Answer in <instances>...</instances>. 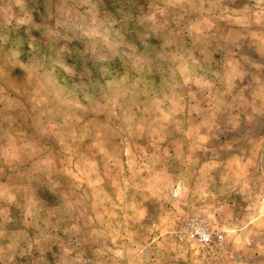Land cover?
Wrapping results in <instances>:
<instances>
[{"label":"rangeland","instance_id":"1","mask_svg":"<svg viewBox=\"0 0 264 264\" xmlns=\"http://www.w3.org/2000/svg\"><path fill=\"white\" fill-rule=\"evenodd\" d=\"M264 264V0H0V264Z\"/></svg>","mask_w":264,"mask_h":264},{"label":"built area","instance_id":"2","mask_svg":"<svg viewBox=\"0 0 264 264\" xmlns=\"http://www.w3.org/2000/svg\"><path fill=\"white\" fill-rule=\"evenodd\" d=\"M179 243L192 242L204 264H218V250L225 241V230L217 220H209L197 213L183 218L171 232Z\"/></svg>","mask_w":264,"mask_h":264}]
</instances>
